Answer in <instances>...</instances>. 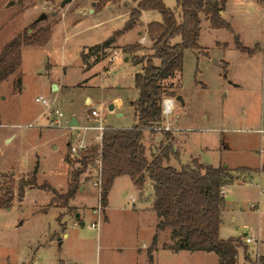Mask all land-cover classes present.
<instances>
[{
	"label": "rangeland",
	"instance_id": "obj_1",
	"mask_svg": "<svg viewBox=\"0 0 264 264\" xmlns=\"http://www.w3.org/2000/svg\"><path fill=\"white\" fill-rule=\"evenodd\" d=\"M261 1L227 0L224 20L233 33L211 29L201 15L200 49L184 50L180 76L162 82L174 94L163 99L173 100L172 112L163 116L162 126H169L167 132L179 156V163L170 165L180 168L196 158L205 165L233 168L235 178L224 196L219 238L241 241L236 264H259L264 257V165L256 169L259 153L264 152ZM163 3L176 11V0ZM134 7L132 0H0V53L23 31L30 41L36 40L21 48L19 74L0 83V188L12 187L17 196L20 180L36 179V187L25 189L21 202L15 198L10 209H0V264H138L146 256L148 249L140 247L151 241L156 222L150 198L143 191L150 189L149 183L137 189L129 177H119L110 191L106 221H100L97 230L88 227L96 221L92 209L99 204L93 185L95 165H88L80 176L82 189L72 201L57 198L50 205L54 195L38 189L47 183L64 194L70 171L81 168L78 162L84 154L72 157L68 150L69 144L79 140L77 132L67 126L72 116L80 125L92 126L85 116L91 108H101L106 127L128 129L135 124L133 104L138 90L134 76L143 72L153 54L146 24L161 21V16L146 11L134 28L123 32ZM41 15L45 18L39 20ZM176 15L179 19V12ZM44 31L49 32V39L38 45L45 38ZM234 35L253 53L237 50ZM111 36L114 42L108 49L91 50ZM138 60L142 63L136 64ZM153 63L159 65L158 60ZM87 96L91 104L85 102ZM177 96L184 105L175 100ZM37 97L49 100L62 113L61 128L48 125L52 114L35 103ZM112 98L119 99L121 107L109 111ZM117 112L122 116H116ZM95 135L94 131L86 133L89 145L94 144ZM143 143L150 159L149 152L159 141L146 132ZM224 145L229 149H223ZM250 171L257 172L252 175ZM158 235L151 264L218 262L213 253L162 249L171 244V233L166 230ZM245 237L253 242L246 244Z\"/></svg>",
	"mask_w": 264,
	"mask_h": 264
},
{
	"label": "trees",
	"instance_id": "obj_2",
	"mask_svg": "<svg viewBox=\"0 0 264 264\" xmlns=\"http://www.w3.org/2000/svg\"><path fill=\"white\" fill-rule=\"evenodd\" d=\"M112 1L101 0L103 3ZM132 2L135 3V7L129 12L123 32L137 25L142 12L159 13L161 22H151L147 25L153 54L145 61L143 72L134 76L135 88L138 90V98L133 104L135 124L128 129L106 127L104 130L100 149L102 176L99 204L104 211L108 192L117 177H129L138 189H142L148 179L154 195L152 209L157 217L156 233L147 250L149 264L153 261V252L157 250L158 234L166 230L171 233V244L163 246L162 249L174 253L180 251L213 253L218 258L217 264H236L241 241L219 238L221 214L225 205L220 188L233 183L234 173L224 165L217 167L204 165L196 159L180 168L165 165L170 155L176 159L177 156L172 145V134L162 129L163 99L174 95L162 82L174 78L176 74L180 76L184 50L200 49L198 40L201 15L209 22L211 29H223L233 33L230 24L221 15L226 0H176L179 19L176 11L165 7L163 0ZM44 33L45 38L38 45L48 41L49 32ZM35 42L36 40L30 41L27 33L23 31L4 46L0 53V83L14 74H19L21 48ZM113 42L114 36H111L91 50L108 49ZM234 45L240 52L253 53V50L240 43L237 36H234ZM153 60H158L159 65H154ZM141 63L139 60L136 62ZM16 84L20 85L19 79ZM146 132L154 136L160 134L164 138L156 154H152L150 159L143 143ZM98 152L99 150L93 147L81 157L78 162L81 168L70 171L64 194H58L47 183L38 186V189L54 195L50 205L56 204L57 198H63L66 202L74 199L79 190L80 176L96 158ZM66 162L72 164V161ZM32 187H36L35 176L29 181L20 180L17 196L12 187L8 190L1 187L0 209H10L15 198L21 202L25 189ZM245 260H249L246 255ZM259 264H264V257L259 259Z\"/></svg>",
	"mask_w": 264,
	"mask_h": 264
},
{
	"label": "built area",
	"instance_id": "obj_3",
	"mask_svg": "<svg viewBox=\"0 0 264 264\" xmlns=\"http://www.w3.org/2000/svg\"><path fill=\"white\" fill-rule=\"evenodd\" d=\"M115 58V57H114ZM171 102V108H169L167 106V102ZM35 103L43 106V108L47 111H50L52 116L47 118L48 120V125L50 127H55V128H61L62 127V118L63 115L62 113L55 107H52V103L42 97H37L35 98ZM172 107H173V100H165L164 102H162V116H164L165 118L168 117L171 112H172ZM86 121L87 122H91L94 125L92 126H77L72 128L73 130H75L78 134L79 140L73 144H69L68 145V150H69V154L70 156H79L80 154H85L87 153V151L90 148H97L99 150L98 155L96 156V158L92 161V163L90 165H95L96 166V176L95 179L93 181V185L95 187H97L98 189V200L100 198V194H101V176H102V164H101V154H100V149H101V145H102V140H103V133L104 130L106 128V126H104V121H103V117L101 115V108H91V110L89 111V113L86 114L85 116ZM68 126V124H67ZM29 127H31V125H29ZM70 128V127H69ZM163 130L167 131L169 130V126H163L162 127ZM89 131H94L96 133V135L94 136V144L89 145L87 140H86V133ZM81 159V158H79ZM227 187L228 186H224L222 188H220V195L221 196H225V192L227 191ZM95 215H96V221L92 222L88 227L90 229H94L97 230L98 226H99V222H100V217H101V213L102 208L100 206V204H98V206L92 211ZM244 242L246 244H250L253 242V239L250 237H245L244 238Z\"/></svg>",
	"mask_w": 264,
	"mask_h": 264
},
{
	"label": "crops",
	"instance_id": "obj_4",
	"mask_svg": "<svg viewBox=\"0 0 264 264\" xmlns=\"http://www.w3.org/2000/svg\"><path fill=\"white\" fill-rule=\"evenodd\" d=\"M226 3H227V0H226ZM94 3L92 2V5H93ZM134 4V6H135V3H133ZM225 8H226V4H225ZM225 8H224V11H225ZM224 11L222 12V17H223V19H224ZM142 13H144V12H142ZM142 15V14H141ZM140 18H141V16H140ZM151 22H153V21H151ZM150 22V23H151ZM156 22H158V23H160L161 21H156ZM149 23H147L146 24V26L148 25ZM147 30V29H146ZM141 33H139V35H140ZM145 35H146V33H145ZM144 35V36H145ZM234 36H236V35H234ZM237 38H238V36H237ZM142 40H145V37H142ZM241 43V42H240ZM247 48H249L250 49V47H247ZM115 59V58H114ZM113 59V60H114ZM124 62H127V61H125L124 60ZM97 64H100V63H97ZM97 64H95L94 66H96ZM94 66H92L91 68H93ZM90 68V69H91ZM86 70H89V69H86ZM88 85V84H87ZM180 97V96H179ZM181 100H182V97H180V100H179V103H181ZM87 101H89L90 102V104H91V102H92V99H91V97H89V96H87L86 97V99H85V102H87ZM182 103H183V105H184V101L182 100ZM182 103H181V105H182ZM110 104H113V106H114V109L115 108H120L121 107V101L119 100V99H116V98H112L111 99V102H109L108 103V106L110 105ZM186 106H187V104H185ZM185 110H187V108L185 109ZM133 113H134V109H133ZM75 116V115H74ZM116 116H118V117H120V116H122V114L121 113H116ZM76 117V116H75ZM76 121L78 122V126L80 125V124H82V123H80L78 120H77V118H76ZM73 130V129H72ZM155 137V139H158V141H159V144H158V146L156 147V148H154V150H153V152H149V154L151 155V154H156V152H157V150H158V148L160 147V144H161V142L163 141V136L162 135H160V134H157V135H155L154 136ZM173 137V136H172ZM145 145V144H144ZM173 145V144H172ZM146 147V146H145ZM173 149H174V151L176 152V150H175V148H174V145H173ZM223 149H226V150H228L229 148H228V146L227 145H224V147H223ZM147 150V149H146ZM147 154H148V150H147ZM260 155V162H259V167L258 168H256L257 170H261L260 168L264 165V152H261V153H259ZM147 157H148V155H147ZM193 159H196V158H190V160L192 161ZM197 160V159H196ZM64 161V160H63ZM190 161V162H191ZM65 162V161H64ZM171 162H177V163H179V156L177 157V159L176 158H174L173 156H171L170 155V157H169V160L167 161V162H165V165H170V163ZM66 163V162H65ZM67 164V163H66ZM184 165H186V164H184ZM205 165V164H204ZM170 166H172V167H174V165H170ZM182 166V165H181ZM224 166H226V167H228V169H233V168H230L228 165H224ZM214 167H217V166H214ZM176 168V167H175ZM246 168H248V169H252V170H254L255 168H250V167H246ZM262 171H264V170H262ZM253 171H250V173H252ZM257 171H255L254 173H256ZM254 173H252V175L254 174ZM121 177H125V176H121ZM119 177H117L116 179H114V181H113V183L118 179ZM148 183H149V185H151V182L148 180V179H146V182H145V184H146V187H147V185H148ZM144 184V185H145ZM113 185V184H112ZM230 186V185H229ZM229 186L227 187V191L229 190ZM111 188H112V186H111ZM111 188H110V190H109V192H108V195H107V206H106V208H105V210H104V212H102L103 213V216H102V213H101V217H100V221H102L103 220V223H105V221H106V211H107V208L109 207V203L111 202V200H110V198H109V195H110V191H111ZM136 188V187H135ZM144 188V187H143ZM142 188V189H143ZM81 189H82V187L80 186L79 187V190L78 191H81ZM138 189V188H137ZM143 191L144 192H146V196H148L149 198H150V205H151V210H152V212L154 213V211H153V209H152V204H153V201H154V195H153V191H152V186H150V189H147L146 188V190H144L143 189ZM227 191L225 192V194L227 193ZM95 209V208H94ZM94 209H92V210H94ZM154 215H155V213H154ZM155 217H156V215H155ZM221 217H222V214H221ZM78 221H80V215H79V219H78ZM156 225H157V217H156V222H155V227H154V234H153V236H152V238H151V241L149 242V243H147V244H145V243H143L141 246L142 247H140L141 249H145V250H147L149 247H150V245H151V243H152V239H153V237H154V235H155V233H156ZM160 234V233H159ZM159 236V235H158ZM63 238L64 237H66V235L65 234H63V236H62ZM158 250V249H157ZM156 250V251H157ZM155 251V252H156ZM155 252H153V254H152V257H153V255H154V253ZM181 252V251H180ZM148 263V258H147V254H146V256H144V257H142L140 260H139V263L138 264H147Z\"/></svg>",
	"mask_w": 264,
	"mask_h": 264
},
{
	"label": "water",
	"instance_id": "obj_5",
	"mask_svg": "<svg viewBox=\"0 0 264 264\" xmlns=\"http://www.w3.org/2000/svg\"><path fill=\"white\" fill-rule=\"evenodd\" d=\"M67 1H69V0H67ZM44 18H45V16H44V15H41L40 18H39V20H42V19H44ZM125 61H127V58L125 59ZM52 89H53V90L57 89V86H56V85H53ZM175 100H176V101H179V100H180V97L177 96V97L175 98ZM108 110H109V111H113V110H114V106H113V104H110V105L108 106ZM77 126H78V122L76 121V118H75L74 116H72V117L70 118V120H69L68 127H70V128H74V127H77ZM75 219H76V220L79 219V214H76V215H75ZM80 226H83V223H80Z\"/></svg>",
	"mask_w": 264,
	"mask_h": 264
},
{
	"label": "bare ground",
	"instance_id": "obj_6",
	"mask_svg": "<svg viewBox=\"0 0 264 264\" xmlns=\"http://www.w3.org/2000/svg\"><path fill=\"white\" fill-rule=\"evenodd\" d=\"M171 102L169 101V102H167V106L169 107V108H171Z\"/></svg>",
	"mask_w": 264,
	"mask_h": 264
}]
</instances>
